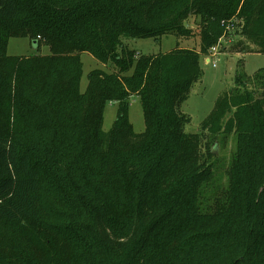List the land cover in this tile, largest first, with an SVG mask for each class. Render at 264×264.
<instances>
[{
    "label": "trees",
    "instance_id": "1",
    "mask_svg": "<svg viewBox=\"0 0 264 264\" xmlns=\"http://www.w3.org/2000/svg\"><path fill=\"white\" fill-rule=\"evenodd\" d=\"M196 31L198 48L156 54L122 40ZM231 32L264 53V0H0V264H264V67L235 72L197 132L179 111ZM12 36L37 52L7 54ZM82 52L113 68L84 90ZM230 132L225 182L208 189V143Z\"/></svg>",
    "mask_w": 264,
    "mask_h": 264
},
{
    "label": "rangeland",
    "instance_id": "2",
    "mask_svg": "<svg viewBox=\"0 0 264 264\" xmlns=\"http://www.w3.org/2000/svg\"><path fill=\"white\" fill-rule=\"evenodd\" d=\"M239 20V19H238ZM197 18L190 16L186 20L188 27L194 31L198 28ZM239 34L231 32L220 38L218 43V54L212 57L215 65L207 62L204 55H200L199 63L202 69V76L191 87L187 98L180 104L179 111L188 115L190 121L184 125L185 132H197L202 119L209 113L216 97L223 91L233 86V76L235 72L242 71L252 74L258 68L264 67V53L257 52V47L252 43H248L249 51L239 52L233 48L234 42L240 39ZM124 45L128 48H134L143 54H156L165 52L176 44L189 47H199V38L197 31L191 37H177L175 34L162 35L159 39L149 38H122ZM233 43V44H232ZM238 48V47H237ZM6 52L9 55L28 56L37 52L36 43L30 41L27 37L12 36L8 39ZM48 52V47L42 45L41 54ZM82 61V75L80 79V89L84 90L87 84V74L95 68L112 70V65H104V63L92 57L87 52L80 53ZM117 114V104L110 102L104 110L103 129L108 130ZM129 120L132 123L135 133L144 130V121L139 98L132 95L129 98ZM216 139L211 138L208 148L212 152V157L208 158V162L212 165L214 171V179L208 186V189L217 184L225 182L226 168L230 155L235 147L233 134L217 135ZM234 143V146H233ZM42 206H47V191L43 190Z\"/></svg>",
    "mask_w": 264,
    "mask_h": 264
},
{
    "label": "built area",
    "instance_id": "3",
    "mask_svg": "<svg viewBox=\"0 0 264 264\" xmlns=\"http://www.w3.org/2000/svg\"><path fill=\"white\" fill-rule=\"evenodd\" d=\"M220 40V39H219ZM218 43H220V41H218ZM218 43L211 46L209 49H208V52L204 55L205 58H206V61L207 62H211L212 65L214 66L216 63H215V60H212L211 58L216 56L219 52L218 50Z\"/></svg>",
    "mask_w": 264,
    "mask_h": 264
}]
</instances>
